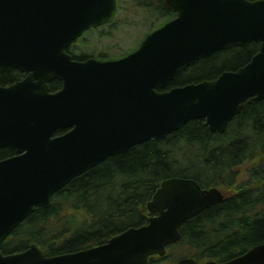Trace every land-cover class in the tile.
<instances>
[{
	"label": "water",
	"instance_id": "water-1",
	"mask_svg": "<svg viewBox=\"0 0 264 264\" xmlns=\"http://www.w3.org/2000/svg\"><path fill=\"white\" fill-rule=\"evenodd\" d=\"M177 16L119 59L75 61L65 51L92 26L114 20L118 0H0V68L28 72L0 84V264H152L181 238V225L224 195L171 176L148 201V222L108 241L48 255L37 242L6 253L2 243L74 177L112 155L163 139L191 119L224 132L243 102L264 99V0H166ZM260 41L251 61L211 80L159 91L216 51ZM63 81L51 91L49 82ZM68 129L58 134L57 131ZM176 264H201L183 258ZM264 264V243L225 261Z\"/></svg>",
	"mask_w": 264,
	"mask_h": 264
},
{
	"label": "trees",
	"instance_id": "trees-1",
	"mask_svg": "<svg viewBox=\"0 0 264 264\" xmlns=\"http://www.w3.org/2000/svg\"><path fill=\"white\" fill-rule=\"evenodd\" d=\"M160 15L163 22L170 13L163 8ZM252 49L216 51L196 63L193 77L235 68ZM12 79L0 70V83ZM50 86L58 89L59 80ZM13 152L0 149L1 156ZM171 176L193 178L225 193L222 202L182 224L180 241L168 247L171 254L221 260L264 242V100L246 106L223 133L211 131L203 119H191L163 139L110 156L56 192L50 207H37L3 249L23 250L37 242L47 254H59L106 242L148 221V201Z\"/></svg>",
	"mask_w": 264,
	"mask_h": 264
},
{
	"label": "flooded vegetation",
	"instance_id": "flooded-vegetation-1",
	"mask_svg": "<svg viewBox=\"0 0 264 264\" xmlns=\"http://www.w3.org/2000/svg\"><path fill=\"white\" fill-rule=\"evenodd\" d=\"M138 8H143V9L148 10V12H150L152 15H154L157 18V20H162V16L160 15V12L162 11L163 8L167 9L169 11V13H170V16L165 21L171 20L172 18H174L176 16V13H173V12H171L168 9V6L166 4V0H123V1L118 0V8H117L116 16L119 14V11L121 9H124L125 12L128 13L131 10H135L136 11ZM115 20L113 22H110V23H107V24H104V25H101V26H98V27H94V26L90 27L80 37L76 38L69 45H67L66 48H65V51L71 56L72 60H75V61H87V60H89L91 58H95V57L98 58V59H115V58H121V57H124V56L128 55L129 53L135 51L136 49H138L140 47V45L142 44L143 40L145 39V37L150 32H152L155 29L160 28L163 25V23L161 21L159 23H157V24H155V22H153V24L150 27L149 31L144 35V37L138 43V45L135 46L134 48H131L132 50H129V51H127V52H125V53H123L121 55H112V54H109V53H107L108 52L107 50H106L107 52L106 51H101L99 53H96L95 50H92L91 49V45H90V41L91 40L87 37V35L90 34L91 32L93 33L94 31H98V30H101L103 28L113 26L116 23ZM260 44L261 43L259 41H254V42H251V43L242 45V46H236V47L253 46V49H252L253 52H251L250 54H248L247 57H246V60H244L241 64L237 65L235 68L225 69V70H237L238 68H240V67L246 65L247 63H249L251 61L252 57L254 56V54L259 51ZM201 59H199V60H201ZM196 63L191 64L187 68H185L182 71H180L176 75V77L174 79H172L171 81H169L165 85V87L158 88V90L159 91H167V90H170V89H172L174 87L184 86V85L189 84V83H192V82L203 81V80H206V79H215V78L219 77L223 73V71H225V70L220 71V72L216 73L213 77H210V78H207V77H205V78L204 77L203 78L202 77L201 78H197V76L193 77V74H194L193 73V67L196 65ZM0 70H2V69L0 68ZM4 72L9 73V74H12L13 75V79L11 81L7 82V83H0V84H3V85L11 84V83H13L15 81H18L20 79H23L24 77H26L28 75V72H21V71H18V70L4 71ZM55 79L59 80V88L58 89H61L63 87V85H64L63 81L60 80V79H58V78H55ZM55 79H53V80H55ZM53 80H51V81H53ZM50 82H49V85H50ZM50 89H51V86H50ZM58 89H56V90H58ZM56 90H52L51 89V91H56ZM250 99H251V97H248L245 100L244 107L240 111V113L246 108V106H248V105H254V104H257L259 101H261V100H259L256 103H250L249 102ZM262 100H264V99H262ZM239 114H237V115H239ZM235 117H234V119H235ZM203 121L205 123V119H203ZM67 130H64L61 133H64ZM16 153L17 152L15 151V152H13L11 154H7V155H3V156L0 155V160L1 159H4V158H7V157H11V156L15 155ZM4 251L6 253L14 252V251H9V250H4ZM16 251H18V250H16ZM243 252H241V253H243ZM181 258H183V257H181V255L180 256L179 255H176V253L171 254L168 251L164 255H158V254L153 255L151 257V262H152V264H175ZM232 258L233 257H231V258H225V259H221V260H217V261L218 262H224V261H227V260L232 259ZM207 260H209V259H207L206 257L205 258H202V259H199V261L201 263H203V264Z\"/></svg>",
	"mask_w": 264,
	"mask_h": 264
},
{
	"label": "rangeland",
	"instance_id": "rangeland-1",
	"mask_svg": "<svg viewBox=\"0 0 264 264\" xmlns=\"http://www.w3.org/2000/svg\"><path fill=\"white\" fill-rule=\"evenodd\" d=\"M134 11L126 13L121 9L113 26L88 34L91 49L96 53L107 50L109 54L121 55L138 45L153 22L157 24L161 21L146 9L138 8ZM193 73H196V69H193Z\"/></svg>",
	"mask_w": 264,
	"mask_h": 264
}]
</instances>
